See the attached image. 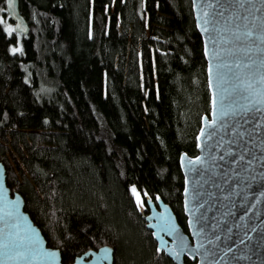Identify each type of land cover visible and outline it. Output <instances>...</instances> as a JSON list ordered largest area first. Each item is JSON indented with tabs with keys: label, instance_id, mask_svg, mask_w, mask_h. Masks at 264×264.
<instances>
[{
	"label": "trees",
	"instance_id": "obj_1",
	"mask_svg": "<svg viewBox=\"0 0 264 264\" xmlns=\"http://www.w3.org/2000/svg\"><path fill=\"white\" fill-rule=\"evenodd\" d=\"M18 1L26 37L0 0L7 188L62 264L105 246L113 264H173L138 205L159 198L185 231L179 158L210 110L190 0Z\"/></svg>",
	"mask_w": 264,
	"mask_h": 264
},
{
	"label": "water",
	"instance_id": "obj_2",
	"mask_svg": "<svg viewBox=\"0 0 264 264\" xmlns=\"http://www.w3.org/2000/svg\"><path fill=\"white\" fill-rule=\"evenodd\" d=\"M190 4L210 110L201 119L197 154L179 158L185 231L159 198L146 197L138 212L157 252L173 264H264V0ZM4 6L13 33L26 37L19 1L5 0ZM113 255L105 246L72 264H113ZM0 264H62L24 212L21 196L7 188L2 164Z\"/></svg>",
	"mask_w": 264,
	"mask_h": 264
},
{
	"label": "rangeland",
	"instance_id": "obj_3",
	"mask_svg": "<svg viewBox=\"0 0 264 264\" xmlns=\"http://www.w3.org/2000/svg\"><path fill=\"white\" fill-rule=\"evenodd\" d=\"M1 21H3V23L5 25L6 32L8 34L13 33V24L8 20V17H6L5 19H3ZM9 29H11V32H9ZM133 196H134L136 204L138 203V199H139V203H143L142 198L138 193L133 194Z\"/></svg>",
	"mask_w": 264,
	"mask_h": 264
},
{
	"label": "snow or ice",
	"instance_id": "obj_4",
	"mask_svg": "<svg viewBox=\"0 0 264 264\" xmlns=\"http://www.w3.org/2000/svg\"><path fill=\"white\" fill-rule=\"evenodd\" d=\"M205 30L207 31V29H205ZM9 32H11V29H9ZM246 35H247L249 38H251V36H252V32L249 31L248 33H246ZM12 51H13V53H15L16 51H19V49H13ZM246 67H249V68H250L251 65H246ZM262 80H264V76H262ZM132 191H133V194H136V190H135V188H133ZM138 203H139V199H138Z\"/></svg>",
	"mask_w": 264,
	"mask_h": 264
}]
</instances>
